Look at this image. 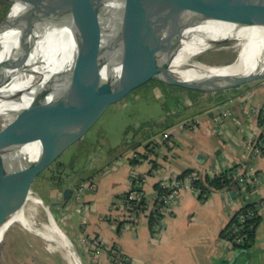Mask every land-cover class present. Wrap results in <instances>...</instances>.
<instances>
[{"label": "crops", "instance_id": "0c3cea01", "mask_svg": "<svg viewBox=\"0 0 264 264\" xmlns=\"http://www.w3.org/2000/svg\"><path fill=\"white\" fill-rule=\"evenodd\" d=\"M173 96L179 104L171 103L166 113L148 115L140 124H145V134L153 122L166 120L168 139L134 135L135 148L130 147L131 139L123 148L117 144L115 149L121 150L112 157L96 158L101 162L96 174L80 178L73 170L74 176L68 175L64 187H70L69 197L75 198L64 199L59 208L61 218L67 219L68 236L86 264H111L112 249L131 264H264V205L259 206L254 237L245 248L249 256L224 234L241 206L264 200V154L253 159L261 176L256 184L242 190L236 184L216 189L206 199L196 190L184 189L159 225L151 226L144 215L124 224L126 216L116 205L129 190L131 175L144 176V199L150 203L162 179L187 169L215 175L236 167L241 173L252 159L249 145L263 131L259 115L264 113V79L219 92ZM222 111L228 115L215 120Z\"/></svg>", "mask_w": 264, "mask_h": 264}, {"label": "water", "instance_id": "95a60500", "mask_svg": "<svg viewBox=\"0 0 264 264\" xmlns=\"http://www.w3.org/2000/svg\"><path fill=\"white\" fill-rule=\"evenodd\" d=\"M29 3L23 30L14 46L15 56L0 64L5 69L21 65L28 43L48 16L49 0ZM82 0L80 15L88 35L84 68L75 88V98L67 106L69 88H61L54 99L48 90L22 110V130L15 139H0V216L22 201L34 177L71 144L81 139L107 107L124 96L134 84L150 78L201 92L232 89L264 79V66L250 73L209 75L186 79L171 68V56L153 43L164 33L183 35L184 31L210 11H220L224 20L243 26L264 28V0ZM106 3L108 5L106 6ZM191 11L192 18L185 12ZM7 17L0 24L5 23ZM228 39L216 40L223 43ZM24 51V55L21 52ZM80 60V58H79ZM11 139V140H10ZM3 140V141H2ZM38 142L35 159L23 151ZM63 189V198L71 193ZM54 203V202H53ZM47 209L51 213L48 205ZM83 264L80 256L72 249ZM242 252H249L244 248Z\"/></svg>", "mask_w": 264, "mask_h": 264}, {"label": "bare ground", "instance_id": "6f19581e", "mask_svg": "<svg viewBox=\"0 0 264 264\" xmlns=\"http://www.w3.org/2000/svg\"><path fill=\"white\" fill-rule=\"evenodd\" d=\"M81 1L49 0V14L29 41L26 59L21 65L7 68L0 74V139H15L18 136L22 130V110L34 104L35 98L43 91L48 90V100L54 99L59 90L72 81L73 88L67 87L70 89L67 106L73 102L87 54L88 35L80 15ZM198 1L206 0H193L196 4ZM193 2L192 7L195 5ZM11 7L8 18L0 27V64L15 56L14 46L22 33L29 3L15 0ZM190 15L191 11L185 12L187 18H192ZM223 16L215 10L205 13L196 18L194 21L197 22L189 26L183 35L164 33L153 46L169 54L171 68L186 79L250 73L264 66V28L240 27L224 20ZM222 39L234 41L237 48L234 59L214 64L195 58L221 44L216 40ZM21 54L24 55V51ZM23 151L35 159L39 152L38 142L28 143ZM40 207L44 209L45 219L38 221ZM16 223L45 240L48 251L60 253L68 264H79L70 242H66L52 213L31 185L19 205L0 216V238L7 228Z\"/></svg>", "mask_w": 264, "mask_h": 264}, {"label": "rangeland", "instance_id": "374dc122", "mask_svg": "<svg viewBox=\"0 0 264 264\" xmlns=\"http://www.w3.org/2000/svg\"><path fill=\"white\" fill-rule=\"evenodd\" d=\"M14 2L15 0H0V24L5 19V16L8 18ZM236 53L237 48L234 46V41L227 40L195 58L209 63L220 64L234 59ZM175 93H188L191 97L192 94L202 92L168 85L153 78L134 84L126 91L123 97L114 100L107 107L101 117L81 139L61 152L56 159L43 168L31 181V188L42 199L43 203L48 205L66 242H70L83 264H86L84 256L79 251L77 243L68 236L69 232L65 224L67 219L61 218L59 213V208L63 207L62 203L65 201L61 189L54 186L56 180L54 181L52 177L57 180L62 178V183L66 186L69 184L68 175L73 170L77 177H91L96 174L101 166L99 165L101 162L96 159L97 157L101 155L105 158L112 157L116 151L121 150L115 149L116 145L120 144L119 148H123L126 142L133 140L134 135L137 137L143 136L145 139H148V137L151 139L164 138V131L167 127H162L159 122H153L155 126L150 128L149 136L147 135L148 133L144 134L140 124L148 115L155 116L162 113L161 111L166 113L167 108L170 107L167 101H171L174 98L168 96H173ZM128 130L132 131L128 132ZM56 162L63 164V168L55 167ZM95 163H98L96 166L98 168H95ZM72 176H74L73 173ZM74 198L75 195L69 197L70 200H74ZM55 199L58 202L53 204L56 201ZM39 211L38 221L45 219L44 209L40 207ZM73 221H77V219L74 218ZM20 227L21 225L16 223L12 227L7 228L2 234L0 238V264H68L60 253L50 252L46 249L45 240Z\"/></svg>", "mask_w": 264, "mask_h": 264}, {"label": "built area", "instance_id": "2783aa9c", "mask_svg": "<svg viewBox=\"0 0 264 264\" xmlns=\"http://www.w3.org/2000/svg\"><path fill=\"white\" fill-rule=\"evenodd\" d=\"M264 114V113H263ZM228 115V112L222 111L220 114L214 116V119H221ZM264 124V121H263ZM263 136L259 140V135L252 140L249 145L251 150L252 159L245 171L237 173L235 178L238 180L237 186L242 190L247 184H256L261 176L255 169L253 159L264 154V128L261 133ZM168 133L164 134V138L168 139ZM196 173H190L183 177L174 176L168 179H162L158 184L157 196L152 202H146L144 199L143 184L145 178L139 174H133L130 177V188L124 193L121 201L117 203L116 207L122 210L126 216L127 222H133L137 219L147 216V218L155 219V225H159L164 215H167L170 211V206L184 189H193L200 193V188L193 185V180L198 178ZM204 198L207 196L204 193ZM264 205V200H260L254 208L248 209L246 212H242L241 206L236 212L235 216L239 218L241 224H233L226 228V238L236 244H244L248 240V229H252L255 226L254 219L258 216L259 206ZM233 215V216H234ZM246 220V221H245ZM245 221V222H244ZM99 242L95 243L96 245ZM111 264H131L126 256L120 254L116 249H112L110 253Z\"/></svg>", "mask_w": 264, "mask_h": 264}, {"label": "trees", "instance_id": "16d2710c", "mask_svg": "<svg viewBox=\"0 0 264 264\" xmlns=\"http://www.w3.org/2000/svg\"><path fill=\"white\" fill-rule=\"evenodd\" d=\"M4 12L6 13L5 10H4ZM168 97H174V96H168ZM171 103L179 104V100L174 97L171 101H167L168 105L171 104ZM259 118H260V123H263L264 114L262 115V113H261L259 115ZM159 124L162 127H168L169 126L168 123L166 122V120L164 122H160ZM159 124L157 123V125H159ZM144 126H145V124H142L140 126V128L143 129ZM153 126H155V124L151 125V127H153ZM130 131H132V130H128V132H130ZM262 137L263 136L260 134L258 139L261 140ZM148 138H150V137H148ZM143 139H145V138H143ZM137 144L138 143H136L135 140H132L130 142V145H131L130 147L135 148L137 146ZM55 165H56L55 167H58L59 169L63 168V166H64L63 164L58 163V162H56ZM59 172H60V170H59ZM190 173H196L197 175H199L198 178L193 180V185L200 188V195H201V197L203 199H205L204 198V193H205L206 196H208L213 190L221 189V188H224V187H230L233 184L237 185V182H238V180L235 178L236 173H237L236 172V167L229 168V169L224 170L221 173L215 174V175L200 174L196 170L187 169V170L183 171L182 173H180L178 175V177H183V176H185L187 174H190ZM52 179H54V181L56 180L55 183H54V186H56L59 189H62L64 187V185L62 183V178H60V179L58 178L59 180H57L54 177H52ZM247 185H249V184H247ZM156 187L159 188V184H157ZM254 207H255V204H246V205H244L242 207L241 211L242 212H246L248 209H251V208H254ZM155 221H156L155 219H150L149 220L150 225L151 226H155ZM254 221H255V226L252 229H248L247 230V232H248V240L244 244H241V245L234 243L236 247H238V248H248V246H250L251 241L253 240L255 228H256V225H257V222H258V216L254 219ZM233 224H241V222L239 221V218L237 216H235V215L232 217V219H231V221H230V223L228 224L227 227H229V226H231ZM225 230H224V234H225Z\"/></svg>", "mask_w": 264, "mask_h": 264}]
</instances>
